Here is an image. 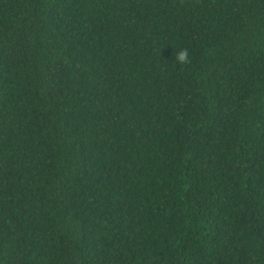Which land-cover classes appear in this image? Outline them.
I'll return each mask as SVG.
<instances>
[{"label":"trees","instance_id":"1","mask_svg":"<svg viewBox=\"0 0 264 264\" xmlns=\"http://www.w3.org/2000/svg\"><path fill=\"white\" fill-rule=\"evenodd\" d=\"M0 264H264V0H0Z\"/></svg>","mask_w":264,"mask_h":264},{"label":"clouds","instance_id":"2","mask_svg":"<svg viewBox=\"0 0 264 264\" xmlns=\"http://www.w3.org/2000/svg\"><path fill=\"white\" fill-rule=\"evenodd\" d=\"M173 60L177 64H186L188 62V52L187 49H180L174 54Z\"/></svg>","mask_w":264,"mask_h":264}]
</instances>
